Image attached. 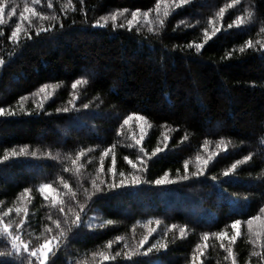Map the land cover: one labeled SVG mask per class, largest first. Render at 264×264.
Segmentation results:
<instances>
[{
	"label": "trees",
	"instance_id": "obj_1",
	"mask_svg": "<svg viewBox=\"0 0 264 264\" xmlns=\"http://www.w3.org/2000/svg\"><path fill=\"white\" fill-rule=\"evenodd\" d=\"M178 3L6 0L0 264H41L30 253L53 236L44 264H232L228 248L236 264H264V0ZM113 156L117 185L121 173L142 183L111 189ZM165 173L179 182L155 185Z\"/></svg>",
	"mask_w": 264,
	"mask_h": 264
},
{
	"label": "snow or ice",
	"instance_id": "obj_2",
	"mask_svg": "<svg viewBox=\"0 0 264 264\" xmlns=\"http://www.w3.org/2000/svg\"><path fill=\"white\" fill-rule=\"evenodd\" d=\"M188 2H189V0H179V3L177 4V7H179V6L183 5V4H187ZM49 6H51V4H49ZM5 8H6V0H0V23L3 22V17H4V14H5ZM34 12H35V9L34 8H28V7H26L24 9V12L21 13V15H20V20L21 21H24L25 19L28 18L25 15V13H27V14H33ZM15 13H16V8H12L11 9V14L12 15H15ZM138 16H139V10H137V12L133 14V21H135ZM113 19H115V17H113ZM129 23H131V22H129ZM228 27L231 28L232 25L230 24V25H228ZM48 30L49 29H43V31H48ZM20 32H21V28H20L19 25H17L16 29L12 32L10 39H12L13 41H17L18 34ZM248 46L249 47L252 46V41L251 40L248 41ZM197 47L200 48V49H202L204 47V45H198ZM241 51H243V49H241ZM3 63H4V61L3 60H0V65H2ZM81 83H82V81L79 80V79H77L73 83V85H72L73 89H75ZM84 107L87 108V105H85ZM65 111H67V110H65ZM12 114L14 115L15 113H12ZM2 115H5V110L3 108H0V116H2ZM139 118L140 119H143V117H139ZM131 119H133V117L132 116H129L127 119L124 120L123 123L126 125V124H128L129 120H131ZM142 141H143V130H141V139L137 141V144L142 143ZM159 151H160V149H157L156 150L157 153ZM109 152H110V150H106L104 152V156L107 157L109 155ZM19 155H20V153H17L15 151H13L11 158H16ZM33 155H35V154H33ZM80 155L83 156L84 153L81 152ZM9 158H10L9 156L5 155L3 159L4 160H7ZM247 159H250V157L247 158ZM0 162H3V161H0ZM199 163H200L201 166H206L208 164V161L207 160H200ZM111 164H112V174H113V182L109 185V187L111 189H115L117 187L138 186L140 183H142L141 178L139 176L132 175L131 178H130L129 183L126 184L125 183V180L123 178V173H121L120 175H121L122 178L120 180V184L117 185L115 183V175H116V158H115V156L112 157ZM128 164L131 165V167L133 169H136L137 168V164L135 162H133L131 159L128 160ZM188 167H189V165L187 164V162H185V164H184L185 171H187ZM235 168H236V164H233L232 165V169L234 170ZM103 169H104V165H103V161H101V169H100L101 172H103ZM195 175L196 176L201 175V171H197L195 173ZM225 175H229V173L226 172ZM182 179L183 180H187V179H189V177L187 175H185V176L182 177ZM178 182L179 181H177V180L170 179V176H169L168 173H165L163 176H161L160 178H158V179H156L154 181L155 185H157V186H164V185L174 184V183H178ZM93 185L94 186L96 185V181H93ZM66 187H67V185H66ZM28 191H30V190L29 189H26L25 190V192H28ZM98 191H102V189H98ZM40 192L43 194V196H44L45 199L49 198V196L51 194V197H52V199L54 201L56 200V196L58 195L55 192V190L52 188V185L51 184H43L40 187ZM16 211L17 212H20V211H22V209L17 208ZM60 211L63 212L64 209L63 208H60ZM262 211H264V209H262ZM8 212H12V209L11 208L8 209ZM5 215H7V213H5ZM257 220H261V217L260 216H253V217H251L250 219L247 220V225H248L249 229L252 228L253 222L254 221H257ZM79 221H80V216L79 215H76L75 216V222H76V226L77 227H79ZM0 224H2V219H0ZM56 224H57V227H59V221H57ZM241 224H242V221L241 220H235L232 223L231 227L234 230V235H232L230 237V240H229V243L230 244L231 243H234L237 240V238L240 236ZM2 227H3V230L8 233V235H11V233L8 232V229H9V225L8 224H2ZM215 235L220 239L221 246L223 247V241L225 240V237L228 235L227 232H218ZM147 239L148 238L145 237L144 238V242H146ZM17 240H19V237H13L14 247H17V245L15 244V241H17ZM203 240L205 242H207L209 240V235L205 234L204 237H203ZM53 245H57L58 246L57 237H55V236H53L51 239H46L44 241V243L41 244L38 249L32 251L30 253V255L33 256V257H36L38 260L41 261V264H43L44 261H47L48 260L49 253L52 251ZM109 246H111V242L109 243ZM262 246H264V245H262ZM162 247L166 248L167 245H163ZM200 247L201 246L198 245V249H197L198 251H199V248ZM23 248L25 250H27L28 245H26V244L23 245ZM226 250L228 251L229 256L232 258V264H236V260H235V257L232 255L231 248H228ZM151 251H152V248H149L148 249V252H151ZM145 254H147V253H145ZM200 254L203 255L202 252ZM254 254L257 255V256L261 255L260 253H254ZM0 255H4V254L3 253H0ZM127 258L128 259H131V257H127ZM104 259L105 260H108L110 258L107 257V256H105ZM192 261H193V264H196V255L195 254L192 257Z\"/></svg>",
	"mask_w": 264,
	"mask_h": 264
},
{
	"label": "rangeland",
	"instance_id": "obj_3",
	"mask_svg": "<svg viewBox=\"0 0 264 264\" xmlns=\"http://www.w3.org/2000/svg\"><path fill=\"white\" fill-rule=\"evenodd\" d=\"M79 244H82V242H80ZM85 247L83 245H77L72 251H73V258L77 257L79 255H81L84 252ZM50 254V253H49ZM47 261H44V263H46ZM196 264H201L199 258L196 257Z\"/></svg>",
	"mask_w": 264,
	"mask_h": 264
}]
</instances>
